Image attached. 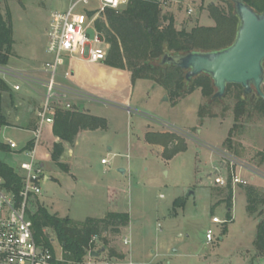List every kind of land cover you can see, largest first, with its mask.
Here are the masks:
<instances>
[{"label":"rangeland","instance_id":"rangeland-1","mask_svg":"<svg viewBox=\"0 0 264 264\" xmlns=\"http://www.w3.org/2000/svg\"><path fill=\"white\" fill-rule=\"evenodd\" d=\"M70 2L0 0L2 12L10 10L12 15L15 43L8 67L14 73L31 74L49 61L46 29L50 14L68 10ZM171 3L178 29L190 31L196 26H214L208 6L218 4L217 0H193L191 4L189 0H171ZM189 6L193 9L191 15L187 14ZM162 7L164 13L167 8ZM100 8V0H90L85 7L87 11ZM90 35L94 37L92 31ZM64 68L59 73H64ZM6 79L10 84L16 83L13 78ZM37 90L40 94L46 92L43 87ZM236 93L234 90L220 100H213L204 98L198 89L174 103L161 86L139 81L131 106L144 113L142 118L122 109L98 106L94 111L109 120V132H98L80 141L74 148L71 166L67 160H60L64 168L52 161L53 141L50 135L45 137L41 159L46 162L44 174L51 180L42 185L43 194L37 199L42 207L76 222L103 218L113 190L114 211L130 216L129 226L121 234L107 233L97 241L94 251L105 249L104 253L97 258L87 256L84 264H250L247 251L255 252L258 218L249 217L246 196L238 185H233V221L227 222V209L221 203L223 188L216 181L218 175H229L227 155L247 168L264 172V116L242 118L232 137L233 149L226 147L229 132L236 123ZM38 103L39 98L26 84L21 85L18 93L0 92V113L9 125L2 129L1 135L6 133L4 138H12L21 146L30 140L32 134L21 129H31ZM147 124L157 125L154 127L157 131H172L183 137L188 142L187 150L168 161L156 148L142 142ZM103 160L109 164H102ZM7 163L18 165L11 158ZM119 169H125L126 173L122 175ZM216 169L220 174L215 173ZM237 172L243 178L251 176L246 170L237 168ZM254 182L264 188V179L255 177ZM179 198L185 201V206L174 216L173 203ZM213 217L222 223H213ZM209 229L214 233L213 242L206 239ZM47 232L57 256L62 258L63 250L55 234ZM125 239L129 245H124ZM112 251L123 259L111 257ZM256 261L254 264L259 262ZM259 264H264V260Z\"/></svg>","mask_w":264,"mask_h":264},{"label":"trees","instance_id":"trees-1","mask_svg":"<svg viewBox=\"0 0 264 264\" xmlns=\"http://www.w3.org/2000/svg\"><path fill=\"white\" fill-rule=\"evenodd\" d=\"M257 13L264 12V0H241ZM218 4H210L208 12L214 26H196L190 31L178 29L176 19L171 13H163V7L158 0H129L127 5L119 11L106 9L96 22L98 33L109 45L106 60L107 66L126 70L131 73L132 83L139 80L151 81L169 94L176 103L184 96L201 90L202 96L212 99L215 94L213 81L207 75H200L191 82L186 80V72L176 66L161 65L165 54L186 55L194 51L213 52L230 46L237 34L240 20L235 12L233 0H217ZM14 30L10 10L5 14L0 7V66H8L13 56ZM236 93L234 110L235 125L229 132L226 147L233 149L232 137L238 127V122L245 116H264V100L255 92L244 95L242 87L229 85L226 95ZM0 92H12L6 82L0 79ZM264 92V85H263ZM202 118V114L199 115ZM9 126L5 116L0 113V137L4 127ZM107 121L87 113L78 111L57 110L53 124V135L60 142L52 149V161L60 168L64 165L60 159L65 151L64 143L73 144L80 131L106 129ZM149 143L161 145L165 148L163 157L167 160L187 150L186 140L176 133L147 134ZM0 152L11 153L10 146L0 140ZM0 176L4 186L16 193L21 188V178L15 167L7 163V159L0 160ZM246 196V211L250 217L258 218L257 232L254 241L259 254L264 253V188L254 185L240 186ZM222 193V203L226 204L227 222H232L234 189L231 178ZM112 194L109 205H112ZM185 206L183 199L173 203V215ZM33 222L36 243L49 249L53 254V239L47 230H51L63 250L62 262L59 264H84L90 250H95L94 241L102 240L107 233L121 234L130 223V216L126 212H108L104 218H87L83 222H76L69 217H59L51 214L39 202H35ZM226 222V223H227ZM111 257L123 259L122 255L114 251Z\"/></svg>","mask_w":264,"mask_h":264},{"label":"built area","instance_id":"built-area-1","mask_svg":"<svg viewBox=\"0 0 264 264\" xmlns=\"http://www.w3.org/2000/svg\"><path fill=\"white\" fill-rule=\"evenodd\" d=\"M129 0H100L101 8L96 11H87L86 6L90 0H73L66 11H54L50 14L46 29V52L49 61L41 69L29 74L27 71L16 73L8 66H0V79L8 84L11 91L18 93L21 85L32 87V91L41 100L36 110V125L32 131V139L23 146L12 140H7L11 151L24 157L19 162L17 170L21 178V188L16 193L4 186L0 176V264H59L62 258L53 254L49 249L36 243L31 219L34 213L35 202L42 196L44 183V166L40 158L42 142L47 128L54 124L57 110L74 111L77 100L84 97L82 90L71 83L72 74L69 70L59 73L68 60L78 59L89 63H103L108 54L109 45L98 33L96 22L106 9L121 10ZM162 5L167 0H158ZM82 9V11H79ZM191 14L192 10H188ZM94 33V37L90 35ZM7 77L16 80L10 84ZM61 79L65 82L58 81ZM20 82H23L21 84ZM43 87L46 92L38 93L37 88ZM226 163L230 168L232 185L248 186L253 184L255 177L264 179V173L252 170L232 156H226ZM102 164L108 165L107 160ZM237 168L246 170L251 174L243 178ZM221 187L228 184L227 178H217ZM213 223L221 224L218 217L212 219ZM206 239L213 242L214 233L207 230ZM97 242V238L94 239ZM129 240H124V245H129ZM93 250L89 251V257ZM128 264H133L129 262Z\"/></svg>","mask_w":264,"mask_h":264},{"label":"water","instance_id":"water-1","mask_svg":"<svg viewBox=\"0 0 264 264\" xmlns=\"http://www.w3.org/2000/svg\"><path fill=\"white\" fill-rule=\"evenodd\" d=\"M233 3L240 25L230 46L213 52L168 53L162 57L160 64L184 70L188 82L207 75L216 90L213 100L222 99L229 85L241 86L244 95L255 92L264 100V12L257 13L241 0H233ZM6 156L5 152H0L1 161ZM118 172L124 175L126 170L119 169ZM104 251H93L90 256L97 258Z\"/></svg>","mask_w":264,"mask_h":264},{"label":"crops","instance_id":"crops-1","mask_svg":"<svg viewBox=\"0 0 264 264\" xmlns=\"http://www.w3.org/2000/svg\"><path fill=\"white\" fill-rule=\"evenodd\" d=\"M72 1L73 0H71V2ZM189 1L191 4L193 0H189ZM71 2H70V4H71ZM165 6L167 9L164 11V13H171V14L173 13L174 14V12L171 11V6H172L171 0H167V4ZM183 7H184V5L180 4V8L183 9ZM188 10H192V13H193L192 6L191 7L189 6ZM188 10H187V12H188ZM187 14H189V13H187ZM64 67H65L64 72L69 70L72 74L71 83L74 86L80 88L82 90V93L84 94L83 99L76 101V104H75L76 106H75L74 111L87 113L89 115H92V116H95L98 118H103L107 121V128L106 129H97V130H93V131L83 130V131L79 132V134L75 138V141L73 144L64 143L65 151H64L61 159L67 160L71 166L70 161L74 155V148L76 147V145L79 144L80 141H84V140L86 141L95 133H98V132L99 133H106V132H109V130H110L109 120H107L105 117H103V115H99L100 113H96L94 111V110H96V108L98 106L102 105V107L106 106V107H112V108H116V109H122L123 111H127L129 114H131V116H133V114H135V113L137 116H139V115L141 116L144 114L141 111L134 110L131 106V103L133 100V93L135 91L136 85L139 81H144V80H139L135 84H133L132 80H131V73L129 71L115 69V68L107 66L105 63H89L87 61L72 59V60H68ZM40 103H41V100L39 99V103H38V105L35 109V112H34V119L30 124L31 129H25V130L21 129L22 131H25V132L32 134V131L36 125V110L39 108ZM141 118H142V116H141ZM155 126H157V125L147 124L145 127V130H144V133H143V139H141V140L146 145L156 148L157 152L161 153L163 156L165 148L161 145H155V144L149 143L146 139V136H147V134H166V133H174V132H172V131H159V130L157 131L156 129H154ZM129 133H131V132H129ZM5 134H2L0 137V140L2 142L6 143L7 140L14 141L12 138H4ZM47 135H50V138L53 141V145L55 143L60 142L59 138H57L53 135V126L51 128H47L45 137ZM130 136H131V134H129V137ZM32 137H33V134H32ZM32 137L30 138V140L32 139ZM45 139L46 138H44L43 142L45 141ZM30 140H28L26 143H28ZM139 140L140 139L138 137V141ZM14 142H16V141H14ZM16 143L18 145H20L18 142H16ZM187 146H188V142H187ZM111 150H113V148H111V149L109 148V151H111ZM41 154H42V147L40 150V158H41ZM21 157H22L21 155L15 153L14 151H11L10 154H7L6 159L8 160V158H11L15 161H18V165L15 167L16 170H18L19 162L21 160H23V158H21ZM45 163L46 162H43L44 170L46 169ZM70 170L71 171H69V174H71V172H72L71 167H70ZM215 173L220 174V172L217 169H216ZM220 177L221 178H227L228 182H229V179L231 178L230 171H229L228 176L223 177L221 175H218L216 178H220ZM49 180H51V177L45 175L44 183L49 181ZM251 185L255 186L256 183L253 181V184H251ZM238 186L240 187V185H238ZM232 187H233V185H232ZM222 188H225V187H222ZM116 192L117 191L114 190V194ZM234 194H235V190H234ZM221 203H222V201H221ZM223 204L226 207V204L225 203H223ZM114 206H115V203L110 205L107 213L108 212H119V211H114ZM233 206H234V199H233ZM232 210H231V215H232ZM229 211L230 210H227V212H229ZM232 221H233V216H232ZM255 221H257V225H258V220H255ZM257 225H256V232H257ZM255 237H256V235H255ZM254 241H255V239H254ZM254 241H253V245H254ZM254 248H255V246H254ZM248 254H249V256H251V257L247 258L248 261L251 260L249 262L250 264H254V262H253L254 260H257V261L259 260V262L257 264H259L260 261L262 262V260H264V253L259 254L256 249H255L254 253L247 251V255Z\"/></svg>","mask_w":264,"mask_h":264}]
</instances>
